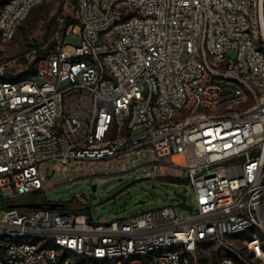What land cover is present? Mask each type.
Listing matches in <instances>:
<instances>
[{"label": "built area", "instance_id": "built-area-1", "mask_svg": "<svg viewBox=\"0 0 264 264\" xmlns=\"http://www.w3.org/2000/svg\"><path fill=\"white\" fill-rule=\"evenodd\" d=\"M44 1L0 0V64ZM77 2L36 73L0 80V264H264V0ZM144 148L168 164L133 170L185 179L187 216L171 204L95 223L11 206L44 189L50 159Z\"/></svg>", "mask_w": 264, "mask_h": 264}, {"label": "rangeland", "instance_id": "rangeland-1", "mask_svg": "<svg viewBox=\"0 0 264 264\" xmlns=\"http://www.w3.org/2000/svg\"><path fill=\"white\" fill-rule=\"evenodd\" d=\"M67 19L78 22L77 0H46L36 6L18 29L15 39L2 43L5 59L0 64V74L25 71L48 50L55 48L64 37ZM77 29L81 31L80 25H77ZM67 51L75 53L76 45L70 43ZM227 54L233 58L236 56L234 51ZM171 158L175 161L182 159L178 154ZM151 160L168 164V159L159 158L149 148L110 162L75 160L65 165L50 159L43 164L44 189L28 198L15 200L14 203L38 201L65 204L73 201V206L85 207L83 211L95 223L128 218L150 208L171 204L176 205L179 215L187 216L190 211L177 205L178 197L175 194L186 193L188 204L194 205L193 189L186 185L185 179L162 175L146 177L133 170L134 166ZM48 167L50 176L46 175ZM141 200L144 202L138 203ZM63 207L60 205L58 209ZM20 210L25 211L27 208ZM256 232L255 228H250L239 236L248 238Z\"/></svg>", "mask_w": 264, "mask_h": 264}, {"label": "trees", "instance_id": "trees-1", "mask_svg": "<svg viewBox=\"0 0 264 264\" xmlns=\"http://www.w3.org/2000/svg\"><path fill=\"white\" fill-rule=\"evenodd\" d=\"M74 22L78 23L77 21H74L72 19H67V25L74 23ZM36 61L34 64L30 65L27 70L22 71L20 73H17V74H0V80L16 81V80H20V79H24V78H28V77L33 76L36 73ZM73 203H74L73 201H70L68 203L62 204V205H64L63 210L72 211V212H76V213L84 212L83 209L85 207H76V206L72 205ZM45 204H47V203H45ZM79 206H81V205H79ZM201 264H205V263L203 262Z\"/></svg>", "mask_w": 264, "mask_h": 264}, {"label": "water", "instance_id": "water-1", "mask_svg": "<svg viewBox=\"0 0 264 264\" xmlns=\"http://www.w3.org/2000/svg\"><path fill=\"white\" fill-rule=\"evenodd\" d=\"M54 174V171L52 172V175ZM176 196L179 198L181 197L182 198V201L179 202L177 205L179 207H182V208H185V209H188L190 212L193 210L192 206L188 205L187 204V201H186V194L183 193V192H176L175 193ZM144 201H138V203H143ZM63 203H60V202H49L47 203V205H49L51 208H58L60 205H62ZM45 205V203L43 202H38V201H32V202H27V203H20V204H13L11 205L12 207H20V208H41Z\"/></svg>", "mask_w": 264, "mask_h": 264}, {"label": "bare ground", "instance_id": "bare-ground-1", "mask_svg": "<svg viewBox=\"0 0 264 264\" xmlns=\"http://www.w3.org/2000/svg\"><path fill=\"white\" fill-rule=\"evenodd\" d=\"M179 161V160H178Z\"/></svg>", "mask_w": 264, "mask_h": 264}]
</instances>
